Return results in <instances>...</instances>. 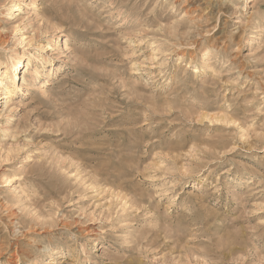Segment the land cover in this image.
Returning <instances> with one entry per match:
<instances>
[{"label":"rangeland","instance_id":"obj_1","mask_svg":"<svg viewBox=\"0 0 264 264\" xmlns=\"http://www.w3.org/2000/svg\"><path fill=\"white\" fill-rule=\"evenodd\" d=\"M19 53L0 264H264V0H0Z\"/></svg>","mask_w":264,"mask_h":264},{"label":"bare ground","instance_id":"obj_2","mask_svg":"<svg viewBox=\"0 0 264 264\" xmlns=\"http://www.w3.org/2000/svg\"><path fill=\"white\" fill-rule=\"evenodd\" d=\"M12 9L13 10H17V9H19V6L18 5H13ZM27 55H28L27 53H19L17 55V59L18 60H17V62L12 64V66L10 67V71L8 70V67H7L6 68L7 70L2 72L3 65L0 62V85L4 83L5 79L10 78V83L7 84V82H6L7 85H5V87L3 88V91L1 93L3 97L0 96V98L8 99L9 97H11L12 89L17 84V79L20 80L22 78L21 69L24 68L25 64L27 63L26 62ZM9 73H11V74L9 75ZM36 73H38V72H36ZM35 78H38V77H35ZM23 80H24V78H23Z\"/></svg>","mask_w":264,"mask_h":264}]
</instances>
